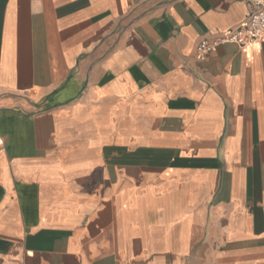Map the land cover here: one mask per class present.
I'll use <instances>...</instances> for the list:
<instances>
[{"label": "crops", "instance_id": "crops-1", "mask_svg": "<svg viewBox=\"0 0 264 264\" xmlns=\"http://www.w3.org/2000/svg\"><path fill=\"white\" fill-rule=\"evenodd\" d=\"M236 0H0V264H264V45H197Z\"/></svg>", "mask_w": 264, "mask_h": 264}, {"label": "built area", "instance_id": "built-area-1", "mask_svg": "<svg viewBox=\"0 0 264 264\" xmlns=\"http://www.w3.org/2000/svg\"><path fill=\"white\" fill-rule=\"evenodd\" d=\"M246 3L250 8L247 19L237 28L220 36L201 41L196 48L197 58L204 62L221 46L233 44L243 49L264 45V0H236ZM4 141L0 137V148Z\"/></svg>", "mask_w": 264, "mask_h": 264}]
</instances>
